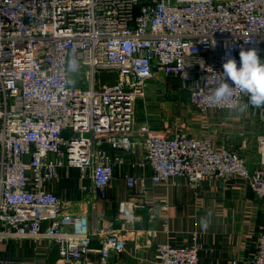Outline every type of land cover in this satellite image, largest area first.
I'll list each match as a JSON object with an SVG mask.
<instances>
[{"label": "built area", "instance_id": "built-area-1", "mask_svg": "<svg viewBox=\"0 0 264 264\" xmlns=\"http://www.w3.org/2000/svg\"><path fill=\"white\" fill-rule=\"evenodd\" d=\"M241 48L264 57V0H0V240L47 238L58 248L57 264H90V252L107 264L126 241L99 227L106 214L92 225L87 215H66L44 184L58 180L63 167L78 168L81 177L89 170L103 202L138 145L152 183L178 178L197 195L203 180L225 188L240 176L264 200V133L257 137L260 164L250 168L226 144L216 151L211 139L181 130L167 135L137 119L148 84L165 89L159 73L178 79L198 112L233 109L231 100L214 105L208 97L227 54L239 67ZM102 72L117 81L99 83ZM142 179L125 174L130 195L141 192ZM143 206L129 204L131 211ZM198 240L194 234L183 248L155 244L157 264H198ZM249 264H264V231Z\"/></svg>", "mask_w": 264, "mask_h": 264}, {"label": "crops", "instance_id": "crops-1", "mask_svg": "<svg viewBox=\"0 0 264 264\" xmlns=\"http://www.w3.org/2000/svg\"><path fill=\"white\" fill-rule=\"evenodd\" d=\"M170 79L162 73L156 76V81L163 86H167L165 83ZM174 82L175 87L181 84L179 80ZM152 84L155 90L156 82ZM187 96L186 104L171 105L180 111L179 116L174 117L177 120L162 119V105L151 113L150 104L140 101L138 122H147L156 131L167 135L181 130L194 138L211 139L216 151L226 144L240 151L250 168L259 166L261 154L257 137L264 133V109L250 108L240 113L235 109L211 108L201 113L193 108ZM243 100L246 101L247 97ZM101 148L110 154L123 155L113 152L107 143ZM142 155L139 145L135 147L134 154L125 155L126 164L117 168L107 187V200L103 202L97 200L99 195L93 187L89 170L81 177L78 168H60L59 179L44 184V190L63 202L66 215H87L90 225L94 223L96 214H106V220L99 222V227L104 226L106 231L121 235L126 241L125 250L112 255L107 264H157L155 244L183 248L192 243L194 234L202 245L198 264H235V260L237 264H249L264 231V200L257 198L247 180L235 176L225 182V188H221L219 181L206 179L195 195L192 188L178 178L152 183L150 171L140 167ZM126 173L143 178L138 189L141 192L136 196L127 191ZM29 188H32L31 183ZM139 202L145 207L131 211L129 204ZM209 211L212 212L211 224L205 231L199 221ZM98 246L94 240L93 249ZM0 259L57 264L58 248L47 238L15 240L8 237L0 240ZM86 261L100 264V256L97 252H90Z\"/></svg>", "mask_w": 264, "mask_h": 264}, {"label": "clouds", "instance_id": "clouds-1", "mask_svg": "<svg viewBox=\"0 0 264 264\" xmlns=\"http://www.w3.org/2000/svg\"><path fill=\"white\" fill-rule=\"evenodd\" d=\"M239 67L237 60L230 54L225 57L222 64L223 72L221 82L215 87L208 97L210 103L221 105L231 100V107L240 113L247 112L250 108L264 109V60L255 48L239 52ZM187 78V73L184 79ZM204 79V78H202ZM227 80H230V85ZM187 86V85H186ZM238 94L247 97V100L240 98ZM236 99H232L233 97ZM212 212L209 211L200 218L199 225L207 230L211 224Z\"/></svg>", "mask_w": 264, "mask_h": 264}, {"label": "rangeland", "instance_id": "rangeland-1", "mask_svg": "<svg viewBox=\"0 0 264 264\" xmlns=\"http://www.w3.org/2000/svg\"><path fill=\"white\" fill-rule=\"evenodd\" d=\"M76 79L78 82H81V78L84 77L83 73H79L76 71L75 73ZM170 79V77H168ZM99 83H114L117 81V75L115 73L110 72H102L97 76ZM171 80V81H170ZM169 81L165 83V89L160 91L155 88L151 83L147 86V97L145 99V103L148 102L150 104L151 113L155 112L158 106L163 107V112L160 113L162 119L172 120L174 117L177 118L179 116L180 111L174 107L172 104H186L188 102V92L180 88V86L175 87L173 83L174 81H178V79L171 78ZM83 83V82H82ZM176 99V100H174ZM142 104V103H141ZM147 108H149L147 106ZM174 120H177L175 119Z\"/></svg>", "mask_w": 264, "mask_h": 264}]
</instances>
